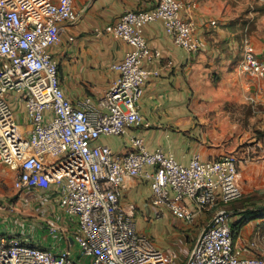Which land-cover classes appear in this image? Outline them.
I'll return each instance as SVG.
<instances>
[{"label":"built area","instance_id":"2783aa9c","mask_svg":"<svg viewBox=\"0 0 264 264\" xmlns=\"http://www.w3.org/2000/svg\"><path fill=\"white\" fill-rule=\"evenodd\" d=\"M151 5L147 11L127 10L115 23L94 29L95 37L110 36L132 50L111 65L118 77L101 96H84L73 104L61 85L52 49L62 43L64 25L80 19L74 0H0V162L17 171L14 190L57 186L62 212L78 219L77 231L56 252L1 235L0 264H181L173 248L162 249L137 233L136 208L121 201L131 177L150 184L157 220L165 208L192 224L199 213L217 208L182 264H264L263 257L243 256L236 248L232 212L223 208L243 198L239 175L244 163L236 156L205 160L195 153L183 165L162 149L149 151L140 137L130 139L131 150L123 155L101 143L103 137L123 136L132 127H150L139 101L144 85L161 71L144 64L162 60L163 54L148 45V24L161 21L174 44L188 53L201 48L195 24L181 17V2L152 0ZM171 66L167 61L166 67ZM237 70L264 79V59L248 38ZM21 114L28 127L20 124ZM149 167L153 170L147 171ZM49 229L57 227L49 223ZM74 243L80 249L77 261Z\"/></svg>","mask_w":264,"mask_h":264},{"label":"crops","instance_id":"0c3cea01","mask_svg":"<svg viewBox=\"0 0 264 264\" xmlns=\"http://www.w3.org/2000/svg\"><path fill=\"white\" fill-rule=\"evenodd\" d=\"M151 1L74 0L80 19L76 24L64 25L63 41L52 49L60 66L61 85L73 104L84 96H101L118 77L111 65L122 61L132 50L123 41L110 36L95 37L94 29L115 23L127 10H150ZM177 1L184 5L181 17L191 19L195 24L201 48L195 53L178 48L165 33L161 21L145 27L148 45L163 54L162 60L144 64L146 68L161 71L159 77L144 85L139 101V110L150 127H132L123 136L103 137L101 143L108 145L114 155L126 154L131 150L130 139L140 137L149 151L162 149L183 165H187L195 153L205 160L217 158V150L200 139L196 124L201 111L199 100L210 90L209 84L215 75L220 78V86L212 88L213 96L224 93L235 102L246 99L251 103H264V79L251 78L237 70L245 38L264 59V13L254 8L245 11L242 4L233 8L223 0ZM213 21L217 23L215 26L211 24ZM71 37L73 42L69 41ZM167 61L172 62L171 67H166ZM23 118L26 124L22 123ZM19 120L24 127L30 124L25 114H21ZM146 170L153 169L149 167ZM17 175V171L0 162V236L15 235L28 244L54 252L66 247V238L72 236L66 215L56 212L53 207L54 211L48 209L53 200L59 199V188L53 185L48 190L17 192L13 188ZM150 194L148 181L142 177H131L122 189L121 201L134 205L136 216L137 206L132 201L133 197H149ZM186 204L196 211L192 204ZM258 205L246 196L242 202L223 205V208L231 209L235 246L243 256L264 257V215L253 212ZM216 211L217 208L201 212L196 221L189 224L164 208V217L159 221L166 223L168 239L176 238L175 242L183 247L181 249L178 244H174V248L170 246L179 255L181 264L186 261L196 239ZM49 223L56 225L55 232H51Z\"/></svg>","mask_w":264,"mask_h":264},{"label":"rangeland","instance_id":"374dc122","mask_svg":"<svg viewBox=\"0 0 264 264\" xmlns=\"http://www.w3.org/2000/svg\"><path fill=\"white\" fill-rule=\"evenodd\" d=\"M223 2H227L233 8L242 4L245 11L249 12L254 8L264 13V0H223ZM217 86H220V78L215 75L212 84H209L210 90L199 100L201 111L196 117L199 137L217 150L218 157L234 155L244 163L240 166L239 175L243 199L246 196L264 208V103H251L246 99L243 102H235L224 93L215 97L211 92L213 91L212 88ZM22 123L26 124L24 118ZM150 196L140 195L132 199L137 206L134 219L137 233L145 235L162 249L174 248V244H178L175 242L177 239H168L167 225L164 221L156 219L150 205ZM58 200L57 198L53 200V203L48 205V209L62 212ZM52 207L54 210L51 209ZM66 219L70 224L71 233H75L78 227V219L69 216H66ZM4 225L7 226L8 224ZM179 240L185 246L184 241ZM179 247L183 249L182 246L179 245ZM79 252L78 245L74 243L72 257L76 261V255Z\"/></svg>","mask_w":264,"mask_h":264},{"label":"trees","instance_id":"16d2710c","mask_svg":"<svg viewBox=\"0 0 264 264\" xmlns=\"http://www.w3.org/2000/svg\"><path fill=\"white\" fill-rule=\"evenodd\" d=\"M243 201V198H241L240 200H237V201H235V202H231V203H228V204H226V205H224V206H228V205H230V204H232V203H238V202H242ZM251 201V200H250ZM264 208H262L260 205H258V207L255 209V211H253V212H255L256 214H262V215H264V212H262V210H263ZM227 210H229V209H227ZM231 210V209H230ZM229 210V211H230ZM231 228H232V231H233V236H234V230H233V227H232V225H231Z\"/></svg>","mask_w":264,"mask_h":264},{"label":"water","instance_id":"95a60500","mask_svg":"<svg viewBox=\"0 0 264 264\" xmlns=\"http://www.w3.org/2000/svg\"><path fill=\"white\" fill-rule=\"evenodd\" d=\"M71 244H73V239H71Z\"/></svg>","mask_w":264,"mask_h":264}]
</instances>
